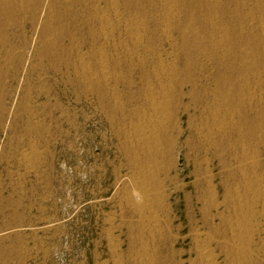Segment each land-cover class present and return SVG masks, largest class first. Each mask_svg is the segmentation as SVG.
Listing matches in <instances>:
<instances>
[{
	"label": "rangeland",
	"instance_id": "obj_1",
	"mask_svg": "<svg viewBox=\"0 0 264 264\" xmlns=\"http://www.w3.org/2000/svg\"><path fill=\"white\" fill-rule=\"evenodd\" d=\"M263 30L264 0H0V264H264Z\"/></svg>",
	"mask_w": 264,
	"mask_h": 264
},
{
	"label": "bare ground",
	"instance_id": "obj_2",
	"mask_svg": "<svg viewBox=\"0 0 264 264\" xmlns=\"http://www.w3.org/2000/svg\"><path fill=\"white\" fill-rule=\"evenodd\" d=\"M3 3H4V2H3ZM112 6H113V5H112ZM117 17H118V16H117ZM119 19H120V18H119ZM107 22H108V21H107ZM252 25H253V24H252ZM214 26H215V25H214ZM105 29H106V28H105ZM168 30H169V29H168ZM217 30H218V29H217ZM108 31H109V30H108ZM263 31H264V30H263ZM103 34H104V33H103ZM107 34H108V33H107ZM219 38H220V37H219ZM221 38H222V37H221ZM105 39H106V38H105ZM107 41H108V40H107ZM211 42H212V41H211ZM220 42H221V41H220ZM221 43H222V42H221ZM223 51H224V50H223ZM225 51H226V50H225ZM144 52H145V51H144ZM148 52H149V51H148ZM153 52H154V51H153ZM160 54H161V53H160ZM224 54H225V53H224ZM162 56H163V55H162ZM142 57H143V56H142ZM170 57H171V54H170ZM145 58H146V56H145ZM145 58H144V59H145ZM160 58H161V57H160ZM156 59H157V58H156ZM148 60H149V59H148ZM172 60H174V59H172ZM143 61H144V60H143ZM144 62H145V61H144ZM152 62H153V61H152ZM157 62H158V61H157ZM141 64H142V63H141ZM154 64H155V63H154ZM156 64H157V63H156ZM158 64H159V63H158ZM162 64H163V63H162ZM173 64H174V63H173ZM98 65H99V64H98ZM144 65H145V64H144ZM164 65H165V64H164ZM170 65H171V64H170ZM107 66H108V65H107ZM162 66H163V65H162ZM174 66H175V65H174ZM155 67H156V66H155ZM165 67H166V66H165ZM165 67H164V68H165ZM247 68H248V67H247ZM100 69H101V68H100ZM104 69H105V68H104ZM161 70H162V69H161ZM88 71H89V70H88ZM103 71H104V70H103ZM164 71H165V70H164ZM174 71H175V70H174ZM99 72H100V71H99ZM159 74H161V73H159ZM174 74H175V73H174ZM178 74H179V73H178ZM93 75H94V74H93ZM163 75H164V74H163ZM165 75H166V74H165ZM167 75H168V74H167ZM87 76H88V75H87ZM159 76H160V75H159ZM161 76H162V75H161ZM92 77H93V76H92ZM154 77H155V76H154ZM166 77H167V76H166ZM168 77H172V76H168ZM174 77H175V76H174ZM176 77H177V75H176ZM161 78H162V77H161ZM163 78H164V77H163ZM177 78H178V77H177ZM166 80L168 81L169 79H166ZM172 80H173V79L171 78V81H172ZM177 80H178V79H177ZM159 81H160V80H159ZM173 81H174V80H173ZM160 82H163V81H160ZM170 83H172V82H170ZM170 83H169V84H170ZM162 84H163V83H162ZM162 84H161V85H162ZM166 84H168V83L166 82ZM169 84H168V85H169ZM168 85H167V86H168ZM167 86H165V87H167ZM246 88H247V87H246ZM165 90L167 91V89H165ZM169 91H170V88H169ZM164 92H165V91H164ZM167 92H168V91H167ZM247 93H248V92H247ZM165 95H166V93H165ZM167 95H170V94H167ZM253 95H254V94H253ZM263 95H264V94H263ZM170 97H171V96H170ZM166 98H167V97H166ZM220 98H221V97H220ZM241 98H242V97H241ZM248 98H249V97H248ZM168 99H170V98H168ZM218 100H219V99H218ZM241 100H242V99H241ZM245 100H246V99H245ZM251 100H252V99H251ZM259 100H260V99H259ZM162 101H163V100H162ZM170 101H171V100H170ZM213 102H214V101H213ZM217 102H218V101H217ZM252 102H253V101H252ZM164 103H165V102H164ZM244 104H245V103H244ZM248 104H249V103H248ZM217 105H218V104H217ZM255 105H256V104H255ZM169 106H170V105H169ZM165 107H166V106H165ZM157 108H158V107H157ZM154 109H155V108H154ZM214 109H215V108H214ZM225 110H226V109H225ZM163 111H164V110H163ZM243 111H244V110H243ZM234 112H235V111H234ZM214 113H215V111H214ZM236 113H237V112H236ZM241 113H242V111H241ZM230 114H231V112H230ZM209 115H210V114H209ZM239 115H240V114H239ZM220 116H221V115H219V117H220ZM155 117H156V116H155ZM216 117H217V116H216ZM226 117H227V116H226ZM158 118H159V117H158ZM157 120H158V119H157ZM210 120H211V119H210ZM214 120H215V119H214ZM233 120H234V119H233ZM224 121H225V119H224ZM230 121H232V120H230ZM234 121H235V120H234ZM158 122H159V121H158ZM211 122H212V121H211ZM226 122H227V120H226ZM226 125H228V124H226ZM214 126H215V125H214ZM217 127H218V126H217ZM232 127H233V126H232ZM146 128H147V127H146ZM214 128H215V127H214ZM141 129H142V128H141ZM218 129H219V128H218ZM218 129H217V130H218ZM219 130H220V129H219ZM144 132H145V131H144ZM156 133H157V132H156ZM153 134H154V133H153ZM212 134H213V133H212ZM213 135H214V134H213ZM141 137H142V136H141ZM146 137H147V136H146ZM211 137H212V136H211ZM152 138H153V137H152ZM240 139H241V138H240ZM133 140H134V139H133ZM239 143H240V142H239ZM148 145H149V144H148ZM246 145H247V144H246ZM243 147H244V146H243ZM247 150H248V148H247ZM248 151H250V149H249ZM246 152H247V151H246ZM148 154H149V153H148ZM240 154H241V153H240ZM247 154H248V153H247ZM145 157H146V156H145ZM28 158H29V157H28ZM137 158H138V157H137ZM253 159H254V157H253ZM138 160H139V159H138ZM241 161H242V160H241ZM246 162H247V161H246ZM253 162H255V161H253ZM251 163H252V162H251ZM252 165H253V163H252ZM253 166H254V165H253ZM247 167H248V166H247ZM245 169H246V168H245ZM149 170H150V169H149ZM250 171H251V170H250ZM245 172H246V171H245ZM254 172H255V171H254ZM252 173H253V172H252ZM144 176H145V175H144ZM245 176H246V175H245ZM251 176H252V175H251ZM132 177H133V176H132ZM255 177H256V176H255ZM136 178H137V177H136ZM150 179H151V178H150ZM254 179H255V178H254ZM155 180H156V179H155ZM256 180H258V179L256 178ZM136 181H137V180H136ZM248 181H249V182H250V181H253V178H252V180H248ZM248 181H247V182H248ZM254 181H255V180H254ZM258 181H259V180H258ZM133 182H134V181H133ZM247 182H246V183H247ZM256 182H257V181H256ZM263 182H264V180H263ZM141 184H142V183H141ZM248 184H251V185H252L253 183L250 182V183H248ZM260 184H262V183H260ZM242 185H243V184H242ZM256 185H257V184H256ZM256 185H255V186H256ZM255 186H254V184L252 185V187H255ZM258 186H259V183H258ZM258 186H256V187L258 188ZM240 187H241V186H240ZM252 187H249V188L252 189ZM262 187H263V186H262ZM146 188H147V187H146ZM244 188H245V187H244ZM134 189H136V188H134ZM141 189H142V188H141ZM255 189H256V188H255ZM259 189H260V188H259ZM259 189H258V190H259ZM249 190H250V189H249ZM261 190H262V189H261ZM138 191H139V190H137V191L134 190L133 192H134V195H135V196H139V198H140V194L142 195V192H140V191L138 192ZM143 191H144V190H143ZM149 191H150V190H149ZM237 191H238V190H237ZM247 191H248V190H247ZM253 191H254V190H253ZM245 192H246V189H245ZM245 192H244V193H245ZM257 192H258V191H256V193H257ZM259 192H260V190H259ZM261 192H262V191H261ZM261 192H260V193H261ZM146 193H147V191H146ZM146 193L144 194V192H143V195H142V196H143L144 198H145V196H146ZM151 193H152V192H151ZM237 193H238V192H237ZM130 194H131V193H130ZM250 194H251V191H250ZM245 195H246V194H245ZM252 195H253V194H252ZM261 195H262V194H261ZM261 195H260V196H261ZM142 196H141V197H142ZM147 196H148V195H147ZM246 196H247V195H246ZM246 196H245V197H246ZM249 196H250V195H249ZM249 196H248V197H249ZM253 196H254V195H253ZM255 196H256V194H255ZM258 196H259V195H258ZM125 197H126V196H125ZM143 197H142V200H144ZM250 197H251V196H250ZM250 197H249V198H250ZM128 198H129V197H128ZM146 198L149 199V196L146 197ZM232 198H233V197H232ZM243 198H244V197H243ZM251 198H252V197H251ZM255 198H256V197H255ZM244 199H246V198H244ZM127 200H128V199H127ZM131 200H132V199H131ZM139 200H141V199H139ZM246 200H249V199H246ZM250 200H251V199H250ZM254 200H255V199H254ZM254 200H253V201H254ZM133 201H134V200H133ZM133 201H132V202H133ZM150 201H151V200H150ZM150 201H149V202H150ZM242 201H245V200H242ZM253 201H249V202H252V203H253ZM142 202H145V201H142ZM146 202H148V200H147ZM234 202H235V201H234ZM153 204H154V203H153ZM235 204H237V203H235ZM242 204H244V203L242 202ZM130 205H131V204H130ZM142 205H143V204H142ZM142 205H140V206L138 205L137 209H138V210H141V208H142V209L144 210L145 207H143ZM145 205H146V204H145ZM145 205H144V206H145ZM151 205H152V204H151ZM247 205H249V204L246 203V205H244V206L246 207ZM251 205H253V204H251ZM237 206H238V205H237ZM239 206H240V205H239ZM235 207H236V206H235ZM241 207H242V206H241ZM131 209H132V208H131ZM241 209H242V208H241ZM241 209H239V211H240ZM247 209H250V210H251L250 207L247 208ZM147 210H148V209H147ZM147 210H146V211H147ZM244 210H246V208H245ZM244 210H243V211H244ZM136 211H137V210H136ZM141 211H142V210H141ZM141 211H140V213H141ZM138 212H139V211H138ZM245 212H246V211H245ZM245 212H244V213H245ZM247 212H249V211L247 210ZM237 213H238V212H237ZM141 214H142V213H141ZM247 214H248V213H247ZM150 215H151V214H150ZM241 215H242V214H241ZM142 216H143V215H142ZM239 216H240V214H239ZM245 216H246V214H245ZM243 217H244V216H243ZM148 218H149V216H148ZM158 218H159V217H158ZM241 218H242V217H241ZM241 218L239 219L240 221H241ZM251 218H252V217H251ZM151 219H152V218H151ZM247 219H249V218H247ZM247 219H246V220H247ZM154 220H155V219H154ZM158 220H159V219H158ZM239 220H238V221H239ZM249 220H252V219H249ZM144 221H145V220H144ZM238 221H237V223H235V224H238V223H239ZM250 222H251V221H248V224H249ZM243 223H244V222H243ZM243 223H242V224H243ZM245 223H246V221H245ZM245 223H244V225H245ZM239 224H240V223H239ZM240 225H241V224H240ZM244 225H243V226H244ZM156 226H157V224H156ZM234 226H235V225H234ZM234 226H233V228H235ZM237 226H239V225H237ZM247 226H248V225H247ZM249 226H250V225H249ZM250 227H251V226H250ZM250 227H249V228H250ZM153 228H154V227H153ZM241 228L243 229L244 227H241ZM247 228H248V227H247ZM143 229H144V228H143ZM244 229H245V228H244ZM235 230L237 231V229H235ZM235 230H234V231H235ZM247 230H248V229H247ZM251 230H252V229H251ZM145 231H146V230H145ZM234 231H233V232H234ZM242 231H243V230H242ZM240 232H241V231H240ZM247 232H248V231H247ZM248 233L251 234L250 231H249ZM233 234H234V233H233ZM245 234H246V233H245ZM252 234H253V232H252ZM247 235H248V234H247ZM236 236H237V235H236ZM241 236H242V235H241ZM243 237L246 238V236H243ZM234 238H236V237H234ZM245 238H243V239L245 240ZM238 239H239V238H238ZM243 239H241V240H243ZM210 240H211V239H210ZM205 241H206V240H205ZM238 241H239V240H238ZM208 242H210V241H208ZM242 242H243V241H242ZM210 243H211V242H210ZM210 243H209V244H210ZM240 243H241V242H240ZM231 244H232V243H231ZM210 245H211V244H210ZM202 246H203V245H202ZM239 246H240V245H239ZM206 247H207V246H206ZM231 247H232V246H231ZM203 249H204V248H203ZM207 249H208V247H207ZM201 250H202V249H201ZM242 251H243V250H242ZM245 252H246V250H245ZM245 252H244V253H245ZM147 253H148V252H147ZM199 253H200V252H199ZM201 254H202L201 257H202V259L205 261V264H214V260H213V258H212V255H214V254H212V255L209 254V253L206 251V249L202 250V253H201ZM245 254H246V253H245ZM242 256H243V255H242ZM241 258H242V257H241ZM116 262H117V261H116Z\"/></svg>",
	"mask_w": 264,
	"mask_h": 264
},
{
	"label": "water",
	"instance_id": "obj_3",
	"mask_svg": "<svg viewBox=\"0 0 264 264\" xmlns=\"http://www.w3.org/2000/svg\"><path fill=\"white\" fill-rule=\"evenodd\" d=\"M182 162H183L182 159H180V164H182Z\"/></svg>",
	"mask_w": 264,
	"mask_h": 264
}]
</instances>
